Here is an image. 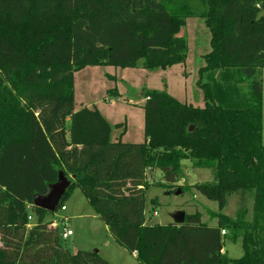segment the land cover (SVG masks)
Segmentation results:
<instances>
[{"label": "trees", "instance_id": "1", "mask_svg": "<svg viewBox=\"0 0 264 264\" xmlns=\"http://www.w3.org/2000/svg\"><path fill=\"white\" fill-rule=\"evenodd\" d=\"M194 17L210 34L196 81L203 107L142 92L139 143L123 133L112 141L96 108H74L73 76L86 67L184 64L180 32ZM263 68L264 0H0V264H109L97 251L70 253L64 219L52 225L54 213L32 206L58 172L74 179L56 211L79 190L137 264H264ZM183 161L210 173L192 187L219 211L232 195L250 209L217 212L211 226L199 212L182 225L149 224L147 175L159 171L156 186L182 191ZM224 239L240 240V258L221 252Z\"/></svg>", "mask_w": 264, "mask_h": 264}, {"label": "rangeland", "instance_id": "2", "mask_svg": "<svg viewBox=\"0 0 264 264\" xmlns=\"http://www.w3.org/2000/svg\"><path fill=\"white\" fill-rule=\"evenodd\" d=\"M192 7L194 13L201 12L203 8L195 2L192 3ZM180 35L185 38L187 45L186 61L182 65L163 70L86 67L76 72L74 74V108L79 109L81 104L89 108L95 107L98 111L105 113L111 121L112 130H117L113 123H121L120 129L125 128L126 139L130 137L140 139L143 136L144 118L140 107L144 103L143 97H140L142 92L163 91L181 103L203 107L202 92L196 86V81L198 69L203 65V55L209 51L210 34L203 21L194 17L186 19ZM258 75L261 83V142L264 145V68L260 69ZM114 88L115 92L112 90ZM106 99H110L109 103ZM113 99H119V101L114 102ZM181 164L182 173L176 185L183 186L184 189L179 190V194H175L176 191L169 193L153 183V181L161 180L159 171H155L151 176L147 175L145 215L149 224L171 223L169 213L182 210L186 214L199 212L202 215V222L211 226L216 224V219L212 218V215L217 212L236 218L243 207L250 209L251 201L248 198L242 203L240 196L232 195L228 198L227 205L219 211L216 202L207 200L192 187L198 182L210 180V173L206 170L191 169L189 161H183ZM151 199L156 200L157 203L151 204ZM65 207L67 211L60 209L46 217V220H52V225L59 224L60 218L67 217L60 227L71 230L73 235L66 240H60L64 248L70 253L99 251V255L109 264H133L131 255L114 243L113 237L108 230L105 231L103 222L79 190H74L65 202ZM30 221L35 222V219L32 218ZM110 249L117 250L121 258L120 254H115ZM222 251L230 259H238L243 254L240 240L232 242L224 239Z\"/></svg>", "mask_w": 264, "mask_h": 264}, {"label": "water", "instance_id": "3", "mask_svg": "<svg viewBox=\"0 0 264 264\" xmlns=\"http://www.w3.org/2000/svg\"><path fill=\"white\" fill-rule=\"evenodd\" d=\"M189 130H192V127H189ZM73 179L74 178L72 176L67 178L62 172H58L56 181L48 186V192L45 195L33 196L32 206L47 213H54L57 210L62 197L69 188L71 180ZM179 193V190L175 192V194ZM185 215V212L182 210H174L169 213L171 222L175 225L184 224Z\"/></svg>", "mask_w": 264, "mask_h": 264}, {"label": "crops", "instance_id": "4", "mask_svg": "<svg viewBox=\"0 0 264 264\" xmlns=\"http://www.w3.org/2000/svg\"><path fill=\"white\" fill-rule=\"evenodd\" d=\"M74 77V76H73ZM140 97H141V95H140ZM106 101H108V103H109V101H110V99H106ZM113 101L114 102H118L119 101V99H113ZM137 105V104H136ZM81 107H87V108H89V106H86V105H80V107L79 108H81ZM90 108H92V107H90ZM95 108V107H94ZM99 113L104 117V119L111 125L112 123H111V121L106 117V115H105V113L103 114L102 112H100L99 111ZM117 124H121V123H113V125H117ZM121 133H123V136L121 137V141L122 142H125V143H133V142H135V143H139V142H142L143 140H144V135H143V126H142V137L140 138V139H134L135 137H130V138H128V139H126V137H125V135H126V131H125V128H122V129H117V130H112V132H111V140L113 141H115V139H117L118 138V136L121 134ZM124 140H130V141H124ZM131 140H135V141H131ZM152 200V199H151ZM64 211H67V208L65 207V209H64ZM186 214V213H185ZM153 214H151V216H152ZM145 217H146V215H145ZM64 221H66V219H67V217L65 216L64 218ZM147 219V218H146ZM64 221H63V223H64ZM202 221V220H201ZM172 223V222H171ZM104 227H105V231L107 230V228H106V226L104 225ZM69 230V229H68ZM72 235H73V233H72ZM71 235V236H72ZM113 241H114V239H113ZM114 243H116V241H114ZM117 245H119L118 243H116ZM120 246V245H119ZM121 247V246H120ZM124 249V248H123ZM110 250H112L113 251V253H118V251L117 250H113V249H110ZM125 250V249H124ZM98 252V254H100V252L99 251H97ZM222 253H224L223 251H221ZM129 253V252H128ZM118 254H120V253H118ZM130 255H131V257H132V259H133V264H137V262H136V258H135V254L134 253H129ZM100 256V255H99ZM101 257V256H100ZM119 257L121 258V254L119 255ZM102 259H104L105 261H106V259L104 258V257H101ZM107 262V261H106ZM108 263V262H107Z\"/></svg>", "mask_w": 264, "mask_h": 264}, {"label": "built area", "instance_id": "5", "mask_svg": "<svg viewBox=\"0 0 264 264\" xmlns=\"http://www.w3.org/2000/svg\"><path fill=\"white\" fill-rule=\"evenodd\" d=\"M64 206L61 207V210L64 211ZM29 220H31V217L29 216L28 217ZM222 233H224L222 231ZM72 235V231L71 230H68L66 228H62L61 229V233H60V238L63 239V240H66L68 237H70Z\"/></svg>", "mask_w": 264, "mask_h": 264}]
</instances>
